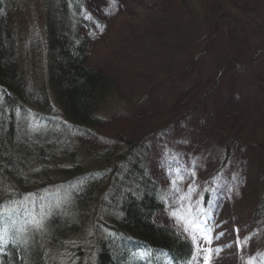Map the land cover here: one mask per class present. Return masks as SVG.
Returning a JSON list of instances; mask_svg holds the SVG:
<instances>
[{
  "label": "rangeland",
  "instance_id": "rangeland-1",
  "mask_svg": "<svg viewBox=\"0 0 264 264\" xmlns=\"http://www.w3.org/2000/svg\"><path fill=\"white\" fill-rule=\"evenodd\" d=\"M1 1L22 77L31 86L34 74L44 77L50 95L41 51L51 0ZM80 9L77 17L72 12V27L87 42V66L115 85L100 101L103 119L100 126L76 131L41 117L43 125L33 124L32 131L55 135L46 136L52 148L64 149L83 170L92 167L89 173L99 168L94 156L115 145L111 138H149L142 172L164 198L154 223L189 241L196 259L188 264H203V257L171 217L169 206L181 195L206 210L211 243L201 240L203 233L196 239L204 248L222 249L212 264H264V0H85ZM53 103L52 111L48 106L41 113L58 112ZM236 133L244 147L226 155L227 137ZM144 175L134 178L145 182ZM55 177L58 185L67 179ZM221 178L230 197L218 192ZM35 196L37 202L49 199Z\"/></svg>",
  "mask_w": 264,
  "mask_h": 264
},
{
  "label": "trees",
  "instance_id": "trees-1",
  "mask_svg": "<svg viewBox=\"0 0 264 264\" xmlns=\"http://www.w3.org/2000/svg\"><path fill=\"white\" fill-rule=\"evenodd\" d=\"M84 1L51 0L45 8L43 48L49 54V95L44 77L34 74L32 86L22 77L23 68L15 55V34L9 13L5 12V1L0 0V205L6 198L26 193L34 208V190L57 181L55 176L69 163L73 167L66 171L82 174L80 182L84 185L78 188L80 192L72 202L68 200L65 210L43 221V227L26 226L25 231H19L16 241L20 245L13 249L0 246V264H144L143 252L155 256L153 264L164 263L159 258L162 253L177 264L191 256L192 246L172 229L154 223L155 212L163 208L164 198L155 180L147 171L146 176L142 172L146 168L141 153L150 150L149 138H111L115 145H105L104 151L94 156L99 168L89 173L79 170L84 164L75 162L64 149L52 148L46 137L52 135L43 130L34 133L31 118L25 120L19 115L28 108L35 118H41L40 112L47 111L54 99L61 115L77 123L76 131L100 126V101L115 85L105 73L87 66V42L72 27L76 24L72 12L76 17L81 14ZM260 94L264 101L261 91ZM35 125L43 124L36 121ZM243 141L239 133L229 134L226 155L244 147ZM120 173L123 175L118 180ZM142 174L145 182L134 178ZM49 205L46 202L43 207ZM2 231L5 230L0 224Z\"/></svg>",
  "mask_w": 264,
  "mask_h": 264
},
{
  "label": "bare ground",
  "instance_id": "bare-ground-1",
  "mask_svg": "<svg viewBox=\"0 0 264 264\" xmlns=\"http://www.w3.org/2000/svg\"><path fill=\"white\" fill-rule=\"evenodd\" d=\"M41 54L43 55V59H46L44 68L49 69L48 65V57L49 54L46 52V49L41 51ZM38 58V56H36ZM54 104V103H53ZM57 105V104H56ZM54 104V107H56ZM50 111H52L51 106H49ZM57 108V107H56ZM59 112V113H58ZM57 111L52 112V117H49V114H45L44 119L49 120L52 124V122L57 125V126H63L66 125L67 128L74 129L77 125V123H73L69 118H67L65 115H61L60 110L58 108ZM65 168V167H64ZM68 168V169H66ZM62 173L64 172L65 175L62 173L58 172L57 175H62L63 177H59V181H62L61 183L55 184V182H51L49 184H46L44 187L35 189L33 193L40 195V196H45L49 198L47 200L48 203H50L49 206L53 208V210H48L46 208H43L44 210V215L46 220H51L52 217L56 216V214H60L63 210H65V205L68 203V200L73 201L74 197L79 194L80 191H78L79 187L84 186L80 182V174L76 175H71L66 170H71L68 166L66 167ZM91 168L85 169L86 172H89ZM79 170H83L82 168H79ZM61 171V170H60ZM95 173V171L93 172ZM52 184H55V186H50ZM77 193V194H76ZM60 196H59V195ZM12 199H7L2 201L0 205V212H2L4 209H8L13 212V216L11 219L7 216H2L0 217V224L3 226L5 231H2L0 233V246H6L7 248H14L17 247L18 245L21 244L20 241H16V238L18 235L17 229L25 224V221L30 217V215H37L40 212L39 208L40 206H37L34 204V208L31 206L33 205L29 200L26 199V197H22V194H15L12 196ZM46 197V196H45ZM39 208V209H38ZM35 209V212L33 211ZM39 218V216H37ZM61 220V219H60ZM59 221V220H58ZM28 227H32L35 229L34 226L32 225H27Z\"/></svg>",
  "mask_w": 264,
  "mask_h": 264
},
{
  "label": "snow or ice",
  "instance_id": "snow-or-ice-1",
  "mask_svg": "<svg viewBox=\"0 0 264 264\" xmlns=\"http://www.w3.org/2000/svg\"><path fill=\"white\" fill-rule=\"evenodd\" d=\"M115 2V0H113ZM103 29H101L102 31ZM179 175L178 169H174ZM182 180L183 177H180ZM174 189L178 192L179 188L176 180L171 181ZM210 189L209 191H211ZM171 208V217L174 221L177 222L178 227H182L183 232L189 237L192 241L194 247L199 250L203 257V264H212L214 255L217 254L222 249H211L202 247L196 239L197 234L203 233L201 235V240L208 239V243H211V239L208 238V233L211 229L207 228V218L204 216L205 209L197 203H192L191 200L186 195H181L178 197L175 205H170ZM35 212V209H33ZM7 216L11 219L13 212L4 209L0 212V217ZM39 216V218H37ZM45 219L44 210L41 206L40 212L37 215H30V217L25 221V224L20 226L17 231L23 232L26 230L27 225H32L34 227L40 228L43 227V221ZM220 235H223L222 233ZM219 238V237H217ZM192 259H196L195 254H193Z\"/></svg>",
  "mask_w": 264,
  "mask_h": 264
}]
</instances>
